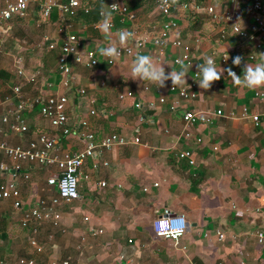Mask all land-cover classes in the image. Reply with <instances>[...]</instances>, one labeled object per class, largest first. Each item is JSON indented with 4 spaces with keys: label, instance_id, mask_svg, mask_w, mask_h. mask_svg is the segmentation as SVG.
I'll list each match as a JSON object with an SVG mask.
<instances>
[{
    "label": "crops",
    "instance_id": "crops-1",
    "mask_svg": "<svg viewBox=\"0 0 264 264\" xmlns=\"http://www.w3.org/2000/svg\"><path fill=\"white\" fill-rule=\"evenodd\" d=\"M74 21L84 49L101 48L117 41L118 32L126 27L115 21V29H97L89 24L84 27L86 22L82 19ZM148 21L150 24L144 20L140 23L148 28L152 25L150 29L156 31L159 26H155L150 14ZM194 21L188 17L184 25L190 26L191 31L179 33L195 47L192 64H183L187 71V83L183 85L197 92L196 98L189 100L170 89L171 80L166 81L165 87L157 88L155 84L128 77L137 54L123 56L113 65L102 62L94 68L70 59L73 71L66 85L64 75L57 70L60 49H49L44 39L48 35L59 46L64 40V33L59 32L63 21L58 8L50 19H45L39 6H34L27 19L14 18L7 25L1 46L23 23H32L46 32L39 35L35 45L23 48L25 55H12L14 65L0 64V98L12 93V100L0 105V139L15 144L47 132L58 139L62 149L77 150L83 147L80 122L87 118L97 137L118 133L129 142L86 161L78 198L60 206L59 228L49 223L40 227L38 239L44 245L43 252L38 253L31 246L32 233L21 226V212L5 204L0 217V264H19L21 258L34 259L35 264L65 258H71L72 264H264V246L254 236L257 229L264 230V118L255 125L251 118L241 114L243 107L264 112V100L255 95L264 87L238 88L225 71L210 89H201L194 72L214 49L230 54L248 49L235 34L219 41L213 36L209 21L205 29L191 28ZM245 21L244 26L248 27L250 20ZM199 31L204 36L201 34L197 46L195 38ZM34 50L39 52L38 56L31 52ZM181 52L171 44L161 52L149 43L142 54L164 64L167 74L180 70L181 65L173 59ZM26 53L30 60L37 59L38 68L28 63ZM216 66L218 70L230 68L229 64ZM18 68L24 70V77L18 76ZM16 85H20L24 96L65 94L69 98L71 131L65 134L55 129L38 108L23 111L31 131L29 136L9 131L1 122V115L17 105L18 96L12 92ZM80 89L86 93H80ZM125 90H132L135 97L119 99V93ZM161 97H165V102L160 101ZM176 100L179 102L174 103ZM137 101L141 102L140 107L135 106ZM188 109L213 113L222 109L223 113L214 114L211 123L190 125L183 120ZM185 131L191 132L190 138L184 136ZM136 136L139 142L131 141ZM199 137L201 142H197ZM186 150L192 151L194 164L180 157ZM2 161L10 162L0 154ZM29 168L33 177L45 175L43 188L46 187L49 172L37 166ZM9 177L8 172L0 171V181ZM35 179L22 183L24 208L36 205L43 194L42 181ZM102 181L106 185L102 186ZM165 208L185 214L188 220V230L179 244L154 233L153 221ZM218 230L225 235L223 239Z\"/></svg>",
    "mask_w": 264,
    "mask_h": 264
},
{
    "label": "built area",
    "instance_id": "built-area-1",
    "mask_svg": "<svg viewBox=\"0 0 264 264\" xmlns=\"http://www.w3.org/2000/svg\"><path fill=\"white\" fill-rule=\"evenodd\" d=\"M0 4V39L5 32L7 25L14 19L25 20L29 17L32 8L39 6L43 18L50 19L55 9L60 11L63 21L59 32L64 33V40L59 44L51 40L46 35L45 41L51 50L60 49L57 70L64 75L65 84L69 83L73 67L69 60L75 64H81L88 68L99 66L102 62L113 65L105 61V57L99 55L100 48L84 49L80 32L75 27L74 19L80 10L89 13L92 4L101 3L102 5L118 4L121 8L113 12L111 16L101 14V20L94 23L97 29L102 27L115 29L114 16H121L123 23L127 24L122 31H130L134 34V39H130L123 46H119L118 40L114 43L120 47V55L116 57V62L123 56H132L142 54L149 43H153L163 52L168 45L179 48L182 52L173 59L174 63L183 61V64H192V51L195 48L192 44L185 42L179 33L182 31L184 22L188 17L204 16L213 25V36H218V40H228L232 35H236L239 41L247 44L248 51L232 52L220 51L214 49L212 56L216 65L229 64L230 68L239 75L243 73V68L247 63L256 64L259 53H264V0H178V7H163L160 0H153L157 15L153 20L159 26L156 31L151 30L144 23L138 20L139 12L143 6L132 8L135 0H1ZM215 2V3H214ZM246 18L250 20L248 27L244 26ZM87 23L83 26L85 27ZM83 31L85 29L83 28ZM153 31V34L151 33ZM121 30L118 32L120 33ZM202 32L199 31L195 41L197 46L202 40ZM230 35V37H229ZM110 43L106 44L107 47ZM138 44L140 45L138 47ZM103 48V47H101ZM1 53V49H0ZM228 55L229 59L225 61L223 56ZM241 56L242 63L236 66L232 63V58ZM115 64V63H114ZM197 70L194 72V78L197 77ZM18 76H25L22 68L17 70ZM32 81L35 80L31 77ZM178 97L189 100L197 96V92L187 85L170 86ZM12 92L18 96V102L15 107L1 115V122L9 131L24 135L29 130V125L23 111L26 108H38L39 113L49 121V123L58 130H63L65 134L71 131L68 125V103L69 98L65 94H50L43 96H24L21 94L20 85L13 87ZM80 93H86L85 89H80ZM255 95L264 100V89L257 90ZM135 94L132 90H125L119 93V99L133 98ZM12 100V93L6 94L0 98V105ZM165 97L160 101L165 102ZM179 102L176 100L174 103ZM136 107L141 106V102L135 103ZM92 112H94L92 110ZM222 109L216 112H203L194 109H188L183 114V120L186 124L211 123L213 115H221ZM242 117L251 118L255 125L260 124L264 118V112H251L248 107L242 108ZM80 135L83 147L77 150H64L61 148L58 139L47 132H40L36 137L17 144L9 143L0 139V154L4 155L10 162L2 161L0 171L8 172L10 177L0 181V217L3 213L5 204L21 212V226L31 231L30 244L38 252L44 251V245L39 241L38 235L40 227L49 223L54 228H59L62 213L60 206L69 204L79 196L80 177L83 176V168L86 161L94 156H103L105 152L117 145L127 144L129 139L118 133H109L102 137H97L96 132L90 128V122L84 118L80 122ZM186 138L191 137L190 131H185ZM133 142H139V136H136ZM202 138H197L201 142ZM181 158L189 160L194 164L193 153L191 150L183 151ZM108 164V162H104ZM27 165V167H26ZM37 166L49 172L47 177V186L43 188V194L39 196L37 204L24 208L22 183L31 179V173L28 168ZM89 178V175H84ZM158 183H155L157 185ZM101 185H106L102 181ZM148 188H144L147 190ZM188 220L183 213H174L169 208H165L160 216L153 221L154 233L158 237L172 239L175 244H179L180 239L188 230ZM101 232V230H100ZM220 239L225 235L217 231ZM254 236L259 244L264 246V230L257 229ZM130 242L132 240H129ZM19 264H35L34 259L21 258ZM50 264H72L71 258L61 260L54 259Z\"/></svg>",
    "mask_w": 264,
    "mask_h": 264
},
{
    "label": "clouds",
    "instance_id": "clouds-1",
    "mask_svg": "<svg viewBox=\"0 0 264 264\" xmlns=\"http://www.w3.org/2000/svg\"><path fill=\"white\" fill-rule=\"evenodd\" d=\"M163 7L179 6L178 0H160ZM120 6L116 3L112 5H102L101 14L104 16H111L113 12L120 10ZM106 30V38H107ZM130 39H134V34L130 31H121L119 33V46H123ZM114 43H110L107 47L98 49L99 55L105 57V61L116 63V57L120 55V47ZM140 45L138 44V47ZM223 59L227 61L228 55L223 56ZM242 57L237 55L232 59V63L236 66H240L242 63ZM254 66L248 63L243 68V74L237 75L231 68L221 70L217 69L215 59L212 56L204 58V63L197 65V77L194 78L199 87L203 90L211 88L212 83L219 81L224 72H227V76L231 78L232 83L238 88H246L255 90L264 87V53H259ZM181 65L179 71L171 70V72H165L164 64H159L154 61L152 56L138 53L132 61L130 66L129 76L133 80H139L141 82H149L155 84L157 88L166 86V81L171 80L172 86H182L186 82L187 71L183 65V61H177Z\"/></svg>",
    "mask_w": 264,
    "mask_h": 264
},
{
    "label": "rangeland",
    "instance_id": "rangeland-1",
    "mask_svg": "<svg viewBox=\"0 0 264 264\" xmlns=\"http://www.w3.org/2000/svg\"><path fill=\"white\" fill-rule=\"evenodd\" d=\"M215 1L217 3L219 2V0H215ZM147 8H144V10L146 11ZM152 10H151L152 12L149 11L150 12V18L152 20H154L156 18V15H155V6H152ZM141 15H142L141 16L142 18L143 17H147L146 16L147 14L146 15L145 14H141ZM197 17L199 19H198V21H196V24L194 23L195 24V28L197 27L196 25H198L200 27V29H203L205 27V24H206V22L208 20L204 16H199L198 15ZM192 20H195V18L192 19ZM25 24H28V23H23V24L19 25L18 27H16V29L14 30V32L12 33V35L10 37H7V39L5 40L3 46H1V44H0V49H1V53H0V64H8V63H10V64H13L14 65V59L15 58L13 56L19 55L20 53L25 55V52L26 51H24L23 48H27L28 45H31V46L32 45H35L37 43V41L39 40V35L46 32L44 30V28H41L39 30L38 28L34 27V25L32 23L29 26H26ZM189 27H187V26L184 25V28L182 29L181 32H183V33L184 32H190L191 29ZM191 28H193V27H191ZM203 34H204V32H203ZM205 38H207V37L205 36ZM3 52H5L7 54H5V53L3 54ZM27 52H28V50H27ZM31 52H35V53L37 52V56L39 55V52L36 51V50L31 51ZM27 58H28V63L30 65H33V66L35 65V68H38L39 67V66H37V59H35L34 61L33 60H30V57H29L28 54H27ZM35 175L36 176L33 177V178H36L34 181H38L40 183L42 181L41 187L43 188V185L45 183L44 182L45 175H43V177H42V174H40V175L35 174ZM54 234H55V236H57L58 235V231H55Z\"/></svg>",
    "mask_w": 264,
    "mask_h": 264
},
{
    "label": "trees",
    "instance_id": "trees-1",
    "mask_svg": "<svg viewBox=\"0 0 264 264\" xmlns=\"http://www.w3.org/2000/svg\"><path fill=\"white\" fill-rule=\"evenodd\" d=\"M153 0H135L134 1V3H133V5H132V8H138V7H140V6H143V9L139 12V15H138V20H139V22H141L142 20H144L145 21V23L146 24H150V22L148 21V16H149V14H150V12L149 11H151L152 10V6H154V4H153V2H152ZM101 6H102V4L101 3H97V4H92V7H91V9H90V12L89 13H85L84 12V10H80V12H79V14L77 15V19H82L84 22H86L87 24H89V25H93L94 23H96V22H98L99 20H101V16H100V9H101ZM148 8H147V7ZM144 8H147L146 9V11L144 10ZM153 11V10H152ZM151 11V12H152ZM141 14H147L146 16L147 17H141L142 15ZM195 18V21L193 22V26L192 27H195V24H196V21H198V17L197 16H195V17H190V19H194ZM114 20L115 21H117V22H122V20H121V16L120 15H118V14H116L115 16H114ZM123 23V22H122ZM195 23V24H194ZM124 25H127V24H125L124 23ZM151 26L152 25H150L149 26V28H151ZM197 27L196 28H200L198 25H196ZM229 37H230V35H229ZM215 38H218V36H215ZM225 40H222V42H224ZM30 133H31V131H30V128H29V130H28V132H27V136H29L30 135ZM26 135V134H25ZM19 143V142H18ZM15 144H17V143H15ZM28 170H30L31 171V169L30 168H28ZM33 180V175H32V173H31V180H29V182H31ZM24 185V184H23ZM4 219H5V217H4Z\"/></svg>",
    "mask_w": 264,
    "mask_h": 264
}]
</instances>
